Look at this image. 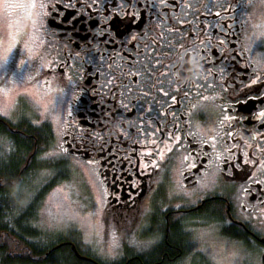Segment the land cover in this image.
Listing matches in <instances>:
<instances>
[{
  "label": "flooded vegetation",
  "instance_id": "flooded-vegetation-1",
  "mask_svg": "<svg viewBox=\"0 0 264 264\" xmlns=\"http://www.w3.org/2000/svg\"><path fill=\"white\" fill-rule=\"evenodd\" d=\"M25 2L0 91L25 69L44 96L53 91L43 96L53 137L43 155L76 167L90 209L56 230L37 221L53 235L37 238L36 252L31 231L9 220L0 264H159L170 257L159 258L162 244L168 264H206L196 250L210 232L242 235L262 258L264 0ZM26 94L7 106L11 125H36ZM31 184L0 182V204L3 193L12 215L26 218Z\"/></svg>",
  "mask_w": 264,
  "mask_h": 264
},
{
  "label": "rangeland",
  "instance_id": "rangeland-1",
  "mask_svg": "<svg viewBox=\"0 0 264 264\" xmlns=\"http://www.w3.org/2000/svg\"><path fill=\"white\" fill-rule=\"evenodd\" d=\"M27 8L28 5L25 0H0V66L3 65V60L7 59L12 53L14 45L21 41L24 36L22 25L25 24L23 20ZM29 55H32L31 50H29ZM35 84L31 82L27 69H25L22 76L11 79L6 92L0 91V115L8 120L13 119L7 106L15 92L25 91L28 98L24 100V103H26L27 108L29 107L28 111L32 113L34 123L40 125L38 116L40 118L39 112L41 111L44 115L42 121L50 124V115L45 111L44 91L39 85ZM45 94L47 95L44 96L46 100L51 99L53 91ZM2 153L0 152V155ZM49 155H42V160H46L51 156ZM71 165L74 166L73 163ZM68 175L69 180L63 182L57 188L58 195L50 198L49 202L41 209L42 212L39 214L37 221L46 230L61 228L66 225L69 219V222L72 221L77 224L75 220L80 222V216L90 209V194L83 182L81 173L74 166L68 169ZM211 236L212 233L210 232L207 243L200 244L196 250L198 258L199 255L200 257L205 255L204 257L208 259V262L213 264H262L260 252L255 248L246 247L244 244L237 241L233 242L226 237Z\"/></svg>",
  "mask_w": 264,
  "mask_h": 264
},
{
  "label": "trees",
  "instance_id": "trees-1",
  "mask_svg": "<svg viewBox=\"0 0 264 264\" xmlns=\"http://www.w3.org/2000/svg\"><path fill=\"white\" fill-rule=\"evenodd\" d=\"M15 128V129H14ZM0 182L2 187L9 189V181L16 180L17 188L21 187V182L26 181V179H31V188L33 189L34 199L33 207L31 211H28L25 216H13L12 212L7 208L6 197L1 194V204H0V230L8 231L9 220L15 219L17 222L15 224L17 230H28L31 231L33 237V251H39L40 245L43 244V240H37V238L48 237L50 234L43 233L38 227L37 220L40 214V207L43 203L45 196L56 186L61 185L63 182L69 180L67 165H58L57 161L53 159H43L41 156L44 152L50 149L53 143L52 130L49 123H43L41 125H30L29 118L24 120L23 123L10 124L8 119L0 116ZM45 179L46 185L41 183ZM3 187V188H4ZM23 219H31L32 225H27L26 228L18 223L24 221ZM225 236L236 237L235 233L228 232L227 228L224 231ZM175 242L180 246L181 243L178 239V234L175 231ZM240 242L246 247L249 244L244 237L238 236ZM169 244H172V226H171V236ZM50 240H44V244L50 243ZM161 254L166 250L169 254V259H172V250H169L167 246L162 244ZM163 251V252H162ZM259 251V250H258ZM261 257V256H260ZM168 258L158 259L159 264H168L171 262ZM262 259V258H261ZM206 264H213L211 262H206ZM262 264H264L262 262Z\"/></svg>",
  "mask_w": 264,
  "mask_h": 264
},
{
  "label": "water",
  "instance_id": "water-1",
  "mask_svg": "<svg viewBox=\"0 0 264 264\" xmlns=\"http://www.w3.org/2000/svg\"><path fill=\"white\" fill-rule=\"evenodd\" d=\"M262 242H264V240H262ZM262 261H263V263H264V256H263V258H262Z\"/></svg>",
  "mask_w": 264,
  "mask_h": 264
},
{
  "label": "snow or ice",
  "instance_id": "snow-or-ice-1",
  "mask_svg": "<svg viewBox=\"0 0 264 264\" xmlns=\"http://www.w3.org/2000/svg\"><path fill=\"white\" fill-rule=\"evenodd\" d=\"M10 6H12V5H10ZM185 159H187V157H185Z\"/></svg>",
  "mask_w": 264,
  "mask_h": 264
}]
</instances>
